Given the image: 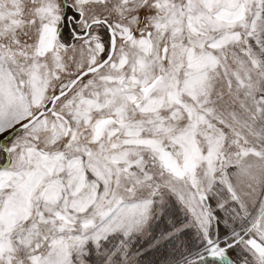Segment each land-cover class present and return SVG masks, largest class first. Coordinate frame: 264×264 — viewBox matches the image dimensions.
<instances>
[{"label":"snow or ice","instance_id":"snow-or-ice-1","mask_svg":"<svg viewBox=\"0 0 264 264\" xmlns=\"http://www.w3.org/2000/svg\"><path fill=\"white\" fill-rule=\"evenodd\" d=\"M0 264H264V0H0Z\"/></svg>","mask_w":264,"mask_h":264}]
</instances>
